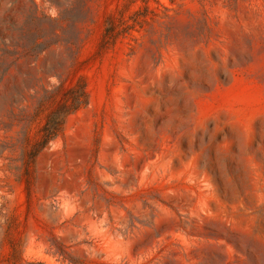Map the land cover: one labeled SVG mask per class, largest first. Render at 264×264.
Returning a JSON list of instances; mask_svg holds the SVG:
<instances>
[{"label": "rangeland", "instance_id": "obj_1", "mask_svg": "<svg viewBox=\"0 0 264 264\" xmlns=\"http://www.w3.org/2000/svg\"><path fill=\"white\" fill-rule=\"evenodd\" d=\"M0 264H264V0H0Z\"/></svg>", "mask_w": 264, "mask_h": 264}, {"label": "trees", "instance_id": "obj_2", "mask_svg": "<svg viewBox=\"0 0 264 264\" xmlns=\"http://www.w3.org/2000/svg\"><path fill=\"white\" fill-rule=\"evenodd\" d=\"M83 97V98H82ZM87 94L85 91H82V96L77 95L73 99V104L71 108L68 110V112L73 111L77 108H79L81 105L85 104L87 102L86 100ZM60 117L56 116L54 118H51L48 120L47 124L44 127V141H49L51 138L56 136L58 134V131L60 129L61 121Z\"/></svg>", "mask_w": 264, "mask_h": 264}]
</instances>
